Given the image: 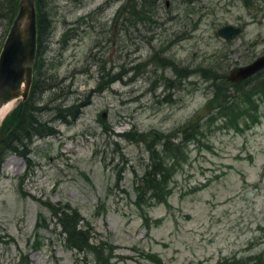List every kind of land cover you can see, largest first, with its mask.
I'll return each mask as SVG.
<instances>
[{"label": "rangeland", "instance_id": "rangeland-1", "mask_svg": "<svg viewBox=\"0 0 264 264\" xmlns=\"http://www.w3.org/2000/svg\"><path fill=\"white\" fill-rule=\"evenodd\" d=\"M126 2L44 0L31 104L53 131L0 165V264H94L65 246L53 213L67 205L113 244L112 264L264 261V68L239 87L248 78L226 80L264 54V0H155L143 21L121 18ZM9 24L0 17V49ZM225 24L242 30L224 41ZM215 86L233 95L220 108V93L207 105ZM159 159L162 202L137 188Z\"/></svg>", "mask_w": 264, "mask_h": 264}, {"label": "trees", "instance_id": "trees-1", "mask_svg": "<svg viewBox=\"0 0 264 264\" xmlns=\"http://www.w3.org/2000/svg\"><path fill=\"white\" fill-rule=\"evenodd\" d=\"M18 1L19 0H5L2 8L0 9V17L6 18L9 21V25L12 24V21L18 10ZM152 3V6L149 5ZM155 0H151L147 3V0H127L124 10H120L121 18L126 19L127 21L138 20L143 21L149 16V11L154 8ZM244 6L247 4L244 2ZM7 8L6 15L3 14V10ZM44 0H36V9H37V18H38V40H37V52L35 58L34 69L36 70V79H33V91L31 95L26 99V101L20 102V108L18 110V116L15 123L11 126H7L6 118L3 119L4 132L0 136V165L9 152L21 153L23 152L20 148H26L27 144L31 143L34 136L52 134V128L47 124L40 122L35 117V108L31 104V96L34 93V88H37L39 82V73H40V48L42 43V37L49 29V21L46 19L44 11ZM148 7V8H147ZM150 9V10H149ZM9 29V28H8ZM263 71V70H262ZM261 72V71H260ZM260 72H258L260 74ZM256 73V74H258ZM251 78V77H250ZM246 79L240 83L230 84L234 87H239L243 85ZM260 85L257 87L264 88V78H261L259 81ZM264 89H262V93ZM218 93H220L219 105L223 106L224 103H227L231 100L233 95H222L219 90V86H215V91L213 99L208 101L207 105L215 104ZM264 95V94H263ZM246 100V95H243ZM248 99V98H247ZM226 108V107H222ZM77 110L71 114H75ZM147 138V134H140V141ZM180 139V138H179ZM163 151L169 153L172 151L171 142L168 139L164 138ZM147 149H150L148 146ZM172 154V153H170ZM169 155V154H168ZM161 159L157 160V163H150L147 165L145 173L141 176V183L137 185V188L144 187L148 192V198L150 201L162 202L165 199V195L169 194L167 186H164L169 178V175L166 172V166L162 164ZM164 167V168H163ZM58 218V222L61 226V234L64 235L65 246L74 250L77 253H83L85 255H92L94 264H112V262L117 258V253H115V247L108 241L98 240L93 237V229L90 227L83 226L81 224V214L78 208H73L69 205L66 206V209L56 210L53 213ZM42 217L41 214L38 215L37 229H39V219ZM42 219H40L41 221ZM233 264H264V261L260 256L256 257H247L243 259L233 260ZM232 264V263H231Z\"/></svg>", "mask_w": 264, "mask_h": 264}, {"label": "water", "instance_id": "water-1", "mask_svg": "<svg viewBox=\"0 0 264 264\" xmlns=\"http://www.w3.org/2000/svg\"><path fill=\"white\" fill-rule=\"evenodd\" d=\"M167 2H165V5ZM36 0H19L18 10L0 50V109L10 102L26 101L33 82L38 40ZM241 32V27L225 24L216 35L224 41ZM264 68V54L251 62L232 68L226 80L238 82Z\"/></svg>", "mask_w": 264, "mask_h": 264}, {"label": "bare ground", "instance_id": "bare-ground-1", "mask_svg": "<svg viewBox=\"0 0 264 264\" xmlns=\"http://www.w3.org/2000/svg\"><path fill=\"white\" fill-rule=\"evenodd\" d=\"M15 101L8 103L7 105L3 106L0 109V122L2 121V119L6 116V113L8 112L9 109H11L12 105L14 104Z\"/></svg>", "mask_w": 264, "mask_h": 264}]
</instances>
